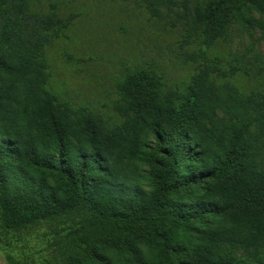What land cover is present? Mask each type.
<instances>
[{"label":"trees","instance_id":"1","mask_svg":"<svg viewBox=\"0 0 264 264\" xmlns=\"http://www.w3.org/2000/svg\"><path fill=\"white\" fill-rule=\"evenodd\" d=\"M166 2L192 69L179 83L128 70L105 125L49 85L47 49L76 16L0 0L6 264H264V54L217 49L235 27L264 35V0ZM159 5L150 15L170 16ZM41 226L48 256H16Z\"/></svg>","mask_w":264,"mask_h":264},{"label":"rangeland","instance_id":"2","mask_svg":"<svg viewBox=\"0 0 264 264\" xmlns=\"http://www.w3.org/2000/svg\"><path fill=\"white\" fill-rule=\"evenodd\" d=\"M152 2L160 3V9L170 11V16L162 20L152 17L147 9ZM165 3L166 0H42L36 5L41 13L48 14L53 4L61 17L76 16L65 35L47 49L51 90L62 101L92 110L107 125L116 119V87L128 70L157 68L172 81L186 80L192 68L179 58L183 29L176 14L181 7ZM174 20L178 21L175 26ZM237 30L235 27L230 44L217 48L222 55L250 45H256L264 54V35L257 30ZM45 234H49L48 226L38 227L13 253L36 259L48 256L49 236ZM0 264H6L2 247Z\"/></svg>","mask_w":264,"mask_h":264}]
</instances>
